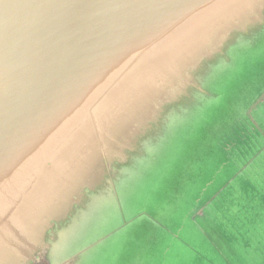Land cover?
I'll return each mask as SVG.
<instances>
[{"label":"water","instance_id":"water-1","mask_svg":"<svg viewBox=\"0 0 264 264\" xmlns=\"http://www.w3.org/2000/svg\"><path fill=\"white\" fill-rule=\"evenodd\" d=\"M263 49L264 0H0V264H88L99 246L101 264H112L113 242L121 239L125 254L145 224L177 239L179 257L226 261L230 192L241 180L253 188L246 170L264 159L263 145L222 175L234 148L262 139L256 116L264 123V84L243 90L241 81L233 92V76L242 55ZM223 98L234 131L208 147L213 177L200 188L184 153L220 130ZM216 146L233 156L209 154ZM172 176L183 190L170 186ZM261 189L250 196L260 211ZM177 190L185 210L177 231L194 228L200 247L158 216L168 204L154 212ZM98 201L112 202L113 227L54 259L61 234ZM256 233L244 248L264 250ZM256 260L264 264V252Z\"/></svg>","mask_w":264,"mask_h":264},{"label":"rangeland","instance_id":"rangeland-1","mask_svg":"<svg viewBox=\"0 0 264 264\" xmlns=\"http://www.w3.org/2000/svg\"><path fill=\"white\" fill-rule=\"evenodd\" d=\"M233 81L235 82L233 85L234 90L233 92L237 91L240 92V88L242 87L243 90H250L251 88H256L264 84V49L255 51V52H248L242 55V65L239 70L233 76ZM243 81L245 84H238ZM231 86L229 87L230 90ZM220 99V98H219ZM218 99V100H219ZM240 101H242L240 99ZM220 112L223 114L222 116H217L215 121L220 127V130L213 136V138L204 137L200 141V135L195 140L194 144L188 147L187 151L184 153L185 157L189 158L190 161L187 163L186 167L188 171H198L200 173V188L205 182L207 183L208 179H212L213 177V163L209 162L211 160L207 155V149L212 144V141L222 139L224 140L225 136L229 135V129L232 127V131H234L233 126H235L234 122H230L231 114L233 113V108L231 106L230 98H223L221 102L217 106ZM257 111H253V116L257 115ZM261 128L260 132L262 133V139L258 142H253L251 144H246L245 142L240 143V147L234 148V157L235 163L232 169L223 171L222 175L227 176L231 171H236L246 164L245 161L249 158V155L257 154L263 145H264V123L261 118L256 116ZM194 120L195 117H194ZM198 123V122H197ZM224 138V139H223ZM221 145L225 144L223 142H219ZM221 147H213L209 154L213 155H231V153L223 152ZM165 146H161V153H165ZM173 154V153H172ZM179 156H183L182 152L178 154ZM215 156L214 158H216ZM261 156H264V151L261 153ZM263 158V157H262ZM260 158L257 162L252 163L249 168L246 170L247 178H254L253 184L251 188L248 184H246L243 180L239 181L236 185V190H231V198L233 200V207L234 212H236L235 217H231L233 227H229V236L226 241V245L230 243L232 247V253L227 255L225 254L226 261L220 257L211 256L207 253L203 254V257L200 256L195 260L193 259V254L185 252L182 257L178 256L177 248L178 240L172 239L169 237H165L163 233L156 227L151 224H145V228L141 231H137L133 241L131 249L119 256L120 251V240L113 242V247L115 251V260L112 264H229L231 261L233 264H253L256 262V255L259 253L264 252L263 249H259L262 247V244L258 247L251 246L248 244L245 245L244 248V239L246 236H258L256 232L261 235V241H264V202H262L263 210H259V203L250 202L251 194L254 190L258 188H262L263 191L264 187H261L260 179H264V159ZM183 159V157H182ZM202 164H206L207 168L200 169ZM233 171V172H234ZM157 174V171H155ZM260 178V179H259ZM257 182V187L256 183ZM170 186L174 189H184L185 184L183 185L182 178L177 176H172L170 179ZM182 186V187H181ZM169 197L167 200H162L158 206L155 208L154 212H157L159 208L163 207L165 204L169 205V210L166 212L165 210H159L158 216L161 219H167V223L173 228V231H177V228L180 226V219L182 218V214L185 210L181 209L180 203V192L177 190L176 193L168 195ZM213 196V195H212ZM211 196V197H212ZM170 203L174 205V208L170 207ZM103 203L101 201L95 202L86 213L82 216L78 217L76 221L73 223L61 234V238L55 250L53 251V258H58L63 255L71 253V251L77 249L82 244L86 243L90 239L94 238L95 236L103 233L107 229L113 227L112 219H116L118 216L114 214V206L112 202L105 201V206L102 209ZM105 215L107 220H103L102 216ZM253 215H257L261 217L262 223L260 226H251L249 224V220ZM98 219V223L93 225ZM244 221L245 223H241ZM260 222L257 221L256 224ZM249 224L255 231H246V226ZM89 227L93 228L92 235L85 236L84 230H88ZM185 228H187V234L196 245L200 247V237L196 236V231L194 228L190 227L188 224L183 226L181 230H178V235L182 238L185 235ZM158 239L159 243L155 246L154 241ZM219 245L222 244L221 239L218 241ZM101 246L97 247L94 251L95 252L91 257L88 258V264H101L100 262V254L102 250H100ZM255 249V250H254ZM254 250V251H253ZM247 256L249 258H247ZM113 254H109V258H113ZM132 260H123L129 259ZM105 264H111L106 262Z\"/></svg>","mask_w":264,"mask_h":264}]
</instances>
